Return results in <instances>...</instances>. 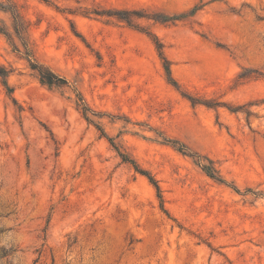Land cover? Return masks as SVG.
<instances>
[{
  "label": "rangeland",
  "instance_id": "1",
  "mask_svg": "<svg viewBox=\"0 0 264 264\" xmlns=\"http://www.w3.org/2000/svg\"><path fill=\"white\" fill-rule=\"evenodd\" d=\"M0 68V264H264V0H0Z\"/></svg>",
  "mask_w": 264,
  "mask_h": 264
},
{
  "label": "trees",
  "instance_id": "2",
  "mask_svg": "<svg viewBox=\"0 0 264 264\" xmlns=\"http://www.w3.org/2000/svg\"><path fill=\"white\" fill-rule=\"evenodd\" d=\"M33 68H35V69H37L39 71L41 80L44 83H46V84L60 86V85H64V84L67 83V80L64 77L56 74L55 72H53V71H51L49 69H45L43 67H40L37 64H33ZM0 75L6 77L8 75V71L6 69L0 68ZM6 84H7V82H6ZM84 111H85V113H87V108L86 107L84 108ZM204 169L207 171V173L211 177L218 178L216 176L217 171L213 167L204 165ZM139 171L141 173H143V174H146L150 178V180L153 182V184H155V186L157 187L158 191L160 192V188H159V185H158L157 181L152 176H150L145 170L139 169Z\"/></svg>",
  "mask_w": 264,
  "mask_h": 264
}]
</instances>
